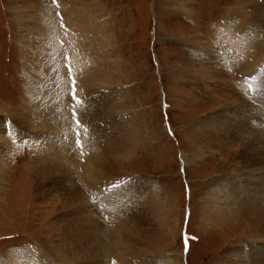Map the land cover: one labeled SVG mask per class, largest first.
Here are the masks:
<instances>
[{"label":"rangeland","instance_id":"1","mask_svg":"<svg viewBox=\"0 0 264 264\" xmlns=\"http://www.w3.org/2000/svg\"><path fill=\"white\" fill-rule=\"evenodd\" d=\"M211 53L217 58L212 80L201 67ZM263 67L264 0H0V120L56 103L64 129L55 143L71 145L79 132L78 150L94 157L65 106L72 89L80 101L86 92L105 93L100 112L132 133L133 145L115 159L113 176L142 181L151 195V211L145 204L140 214L135 202L132 208L145 235L134 244L144 264H251V253L264 244L243 234L247 216L235 205L223 210L234 200L227 184L259 192L264 167L240 159L243 149L222 128L256 93L245 95L235 77H255L254 85ZM83 76L93 83L84 85ZM30 124L17 127L9 141L0 264H69L54 237L64 232L58 211L64 192L90 190L83 175L89 163L78 161L71 145L78 184H45L37 194L29 170L48 156L42 146L49 130L37 120ZM254 126L242 133L256 132ZM106 222L110 263L120 264V236Z\"/></svg>","mask_w":264,"mask_h":264},{"label":"bare ground","instance_id":"2","mask_svg":"<svg viewBox=\"0 0 264 264\" xmlns=\"http://www.w3.org/2000/svg\"><path fill=\"white\" fill-rule=\"evenodd\" d=\"M216 59L215 54L211 53L204 59V65H201L202 74L210 80H212L213 75L211 70H215L217 67V65H213ZM76 74L78 75V73ZM259 75L253 85V90L256 89L255 95L253 92L254 98H246V103L235 107L233 111L235 118L231 121L230 117L226 116L228 125L225 122L222 128L235 134H232L230 141L237 148L243 149L242 154L239 156L240 159L245 158V162L249 160L251 164L254 160H258V164L261 163L264 167V72ZM77 79L79 80V76H77ZM83 83L84 85H89L93 83V80L86 79L83 76ZM104 98L105 93L97 92L93 95L86 92V94L84 93L83 101L79 104L76 118L80 121L81 137L91 143L96 150V154H94V157H91L89 154H84V150L81 152V150H78V147L76 149L73 139L71 145L74 147L75 156L79 158L78 161L81 160V163H89V166L85 169L87 172L83 171V175L87 174V180L91 188L89 191H83V193L78 188L73 189L71 192H64L60 201L57 221L58 225L62 227L59 231L64 232L62 234H55L54 237L59 239L58 242L60 244H63L60 245L59 252L69 264H111L110 245L106 236L109 227L106 222L107 219L120 236L118 244L115 245L121 258V262L119 263L144 264L143 257L139 252L135 251L134 244L138 245V241L144 239L145 235L141 234V228L138 229V221L133 219L135 215L132 208L134 206L133 202H135L137 209L139 208L142 211L140 214L144 215L145 208H149V211H151L153 209L149 199L151 195L146 190V187L142 185V181L136 182L133 180L129 182L128 180L115 179L113 176L112 171L115 169V159L125 153L121 152L122 150L127 147L131 149V145H133L131 140L132 133H126L125 131H129L130 129L120 124L119 120L115 121V119L107 118L105 111L100 112V105H102ZM49 105L52 106L49 107ZM38 107L37 112H28L25 108L18 109L10 118L0 120L1 192L5 190L3 187H5L7 179L10 178L7 175L8 173H6V168L11 157L9 150H11L10 142L13 139L12 135H18L16 129L21 125L30 128L32 120H37L41 126H44L42 130H49V133H47L49 134L48 138L43 142L42 146V149L44 148V155L47 152L49 154L39 165L31 167L29 170L33 185L37 189V194L42 193L39 188L45 184L47 186L51 185L53 188L59 187L56 189L64 188L72 180L75 181V184H78L76 179L79 177V172L70 158L72 146L61 147L55 143V138L60 139L58 134L59 127L62 131L64 129L60 118L61 106L56 103H48L47 105L44 104L43 107L41 105ZM26 121L28 122L25 123ZM248 123L250 125L254 123L253 129L256 128V132L251 133L249 131L246 134L242 133L245 131L244 128L248 126ZM85 128L87 129L86 134ZM77 152H80V156L77 155ZM233 182L227 184V186L234 200H230V206L223 208V210H231L236 207L238 214L247 216L245 218L243 234L250 233V237L253 240L260 239L264 241V187H259V193L250 188L252 187L249 186L250 184L244 185L238 183L237 185ZM262 182L264 181L262 180ZM88 200L90 208L86 205ZM145 204L146 206H144ZM233 205L235 206L233 207ZM103 214H107L108 218H105ZM145 217L143 216V218ZM141 220H139L140 223H142ZM223 223L224 220L221 219L219 224ZM254 251V253H251V264H264V244H260Z\"/></svg>","mask_w":264,"mask_h":264},{"label":"snow or ice","instance_id":"3","mask_svg":"<svg viewBox=\"0 0 264 264\" xmlns=\"http://www.w3.org/2000/svg\"><path fill=\"white\" fill-rule=\"evenodd\" d=\"M252 79H255V77H253ZM252 89H253V85L251 83L247 84V87L245 89V95H250L252 92ZM73 99L76 101L77 105H79L81 103V101L77 98L75 91L73 92ZM74 115H75V113H74ZM76 123H77V127H79L80 121L78 119H77ZM86 132H87V129L85 128V134H86ZM9 134L11 135V133H9ZM77 136L79 137V132L77 133ZM76 143L78 146L80 145L81 142H80L79 138L77 139Z\"/></svg>","mask_w":264,"mask_h":264}]
</instances>
